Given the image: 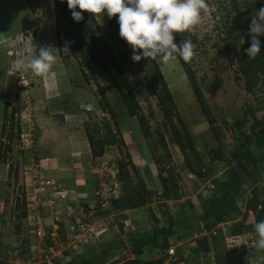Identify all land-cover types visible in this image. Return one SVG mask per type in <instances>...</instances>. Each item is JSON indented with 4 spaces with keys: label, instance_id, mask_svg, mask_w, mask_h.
I'll use <instances>...</instances> for the list:
<instances>
[{
    "label": "rangeland",
    "instance_id": "1",
    "mask_svg": "<svg viewBox=\"0 0 264 264\" xmlns=\"http://www.w3.org/2000/svg\"><path fill=\"white\" fill-rule=\"evenodd\" d=\"M238 1L240 7L243 8L245 0ZM206 2L209 5V10L202 11V20L198 25L194 26L191 31H185L184 40H191L195 45V55L191 60V67L215 118L214 127L220 130L216 136L202 115L177 60L171 61L167 65L155 61L176 106L172 120L168 121L157 106L153 88L144 79L145 72L150 67V58L133 62L131 47L120 38L119 34L110 30L107 23L101 20L100 14L94 15L99 28L96 33L97 37L100 38L102 35V41L109 45L115 58L118 59L119 52H124L130 62V68L126 69L125 73L128 76L127 82L137 96L140 111L145 116L149 128L150 136L144 137L134 118L122 116L123 109L117 102L118 92L110 75L92 65L91 68L95 71L92 76L88 69L79 63L81 59L77 58V51L67 42L62 25L57 23L53 12V0H37L33 9L25 1L23 4L25 7L23 17L25 18L22 30L15 35L3 36L0 39L8 41L6 49L10 48L12 51L16 50L15 41L12 42L13 39H21L19 51L33 49L25 53L30 58H34L35 54L38 55L41 47H50L52 48L50 51L56 59L46 75L36 76L28 71L25 73V80L20 81L13 63L17 57L10 56L7 51L4 53L7 58V69L6 73L0 74V81L4 83L3 100L9 104L8 114L13 112V121L9 122L13 124L14 129L12 131L13 139L8 144L9 149L5 147L7 141L3 143V148H0L1 264H41L38 260L40 250L37 249V244L31 240L38 223H41L43 228V222H45V232L48 231L50 234L52 233L51 222L58 223L59 229H57L56 236L53 239L51 237L45 239L46 245L53 243V240L62 241L65 239L63 225L68 218H63L65 216L61 215L58 217V221H55L49 207L41 210V203L35 197V189L38 188V185L35 186V184H38L40 176H45L46 173L43 171L39 175H35L33 172L37 161L46 157L55 160L54 153H51L52 149H55V144L51 141L59 136L56 141L65 138L63 146L68 147L72 134L80 136L83 141L87 142V132L93 133L94 129L98 128L99 134H105L104 124H109L116 143L106 146L100 158L93 159L92 157L91 163L107 161L128 164L129 162L126 168L132 176L140 175L141 173H138L136 168L142 167H139V162L135 165L131 161L128 147L130 146L134 151L137 148L142 156L143 151L140 143L147 148L150 160L146 165L151 166V173L148 171V175H143L142 179L147 188L156 192V195L140 209L136 216L134 215L136 218L128 215L139 231H147L157 224H165L162 212L165 209V200L160 199L157 194L160 191L158 172L160 169L165 171L173 167L178 169L183 165V151L177 146V140L185 144V152L193 151L200 157L202 169L204 172L210 173L208 177L211 180L214 179V176H219L228 164L233 163L232 158H229L226 163L211 161L210 150L220 148L225 157L229 156V153L237 147L234 139V136H239L237 124L242 122L243 118H246V121L250 118L244 113L245 106L248 104L256 106L257 103L245 91L244 81L240 78L237 63L229 49L230 39L225 34L224 26L231 22L228 27L232 29L234 24L230 18H222L226 14L224 6L228 4V1L206 0ZM220 5L222 9L218 10L217 7ZM91 26L94 27L93 24ZM1 29L0 25V31ZM177 34L179 38L183 36L182 33ZM192 37L195 38V41H192ZM3 48L4 46H0V51ZM115 77L117 78V76ZM133 77L137 79L140 89L132 82ZM258 93L259 99L264 101V84L260 85ZM103 103H107L109 106L108 111L102 108ZM255 116L264 121V110L257 112ZM25 119L33 124L31 148L30 144L26 143L23 148L17 139L23 128L20 123ZM9 122L6 123V126L9 125ZM250 123H246L241 130L249 132ZM2 128L3 134H7L8 128ZM136 130L141 141L134 145L130 142L128 146L127 141L131 135L134 136ZM129 131H131V135ZM77 142L80 143L79 140ZM144 151L146 152L145 149ZM166 152L169 153V157L166 156ZM190 158L195 160V155L190 154ZM54 168L55 166L52 167L53 171ZM185 172L180 171L179 173L180 184L190 185V182L183 180ZM165 175L166 173L163 172V176ZM52 177L65 187V176ZM134 182H136V178ZM71 187L70 185L69 188ZM190 187L193 190L191 200H194L199 192L198 186L193 182ZM255 187L264 188V175L255 184ZM90 196L89 199L93 200L94 195ZM81 205L89 213L87 203L81 202ZM92 206L94 207L93 211L99 213V206L96 203H92ZM178 206L179 203L175 205L174 210H177ZM153 209L159 218V223L151 217ZM245 224L246 226L253 225L254 216L248 215ZM126 242L127 235L122 231L114 230L96 246V254L101 256L94 258L91 264H121L126 260V254H129ZM188 244L190 243H186V246ZM192 250L194 249L190 247V253ZM217 252L219 253L220 250ZM259 253L258 256L264 259V250H260ZM27 257H30V262L26 259ZM193 257L190 255L188 259L192 258L191 262L194 263L197 261V257ZM186 263L188 264V261ZM164 264H169V259L166 258Z\"/></svg>",
    "mask_w": 264,
    "mask_h": 264
},
{
    "label": "trees",
    "instance_id": "2",
    "mask_svg": "<svg viewBox=\"0 0 264 264\" xmlns=\"http://www.w3.org/2000/svg\"><path fill=\"white\" fill-rule=\"evenodd\" d=\"M228 4L224 6L226 11L223 19L230 18L233 21V28L229 24H225V34L230 39L229 49L232 52L238 66L240 78L244 81V89L256 101V106L248 104L245 106V115L250 117L246 121L243 118L242 122L237 124L239 136H234L237 147L234 148L229 156H224L221 149L210 150V160L216 162L226 163L229 158H232L233 163L228 164L227 168L214 179H209V172H204L201 165L200 157L193 151L185 152V144L177 140V146L183 151V165L172 169L168 168L165 171L161 169L158 172L159 189L161 191L160 199L168 200L178 196L180 188V171L191 172L195 175L196 180H209L210 189L209 194H199L194 200H186L177 207L175 218L172 217L167 210H163L165 224H157V226L147 231H139V229L127 235V248L135 256L133 260H124L121 264H164L166 256L162 255L159 258L144 260L141 258L145 252L160 249L164 254L166 248L170 244L173 237L189 236L192 234L193 226L197 220H202L209 229L220 221L235 219L242 216V222L236 225L234 232L252 231L253 225L246 226L245 220L250 212L254 216V223L264 220V188L258 189L255 187L264 175V121L256 118V113L264 110V101L259 99V88L264 84V35H260L258 39L261 42L260 54L255 59H248L244 49L248 48L251 43V37L248 35L251 17L255 15L264 6L263 0H245L243 8L240 7L238 0H227ZM30 8L36 6L37 0H26ZM54 13L57 18V23L62 25V31L70 46L77 51V58L81 59V66H85L90 74L94 76L95 71L91 68L96 66L98 70L107 72L117 89V102L123 109L122 116L124 118H134L138 123L144 137L150 136L149 128L146 123L145 116L141 113L139 108V101L135 95L132 87L127 82L126 69L130 68V62L124 52H119L118 59L113 56V52L109 45L102 41V35L97 37L96 33L99 31L95 16L82 12L83 19L80 22H75L72 19L71 12L67 7V0H53ZM218 10L222 6L217 7ZM77 11H80L78 8ZM101 20L106 22L111 31L119 34V25L117 23L118 16H113L111 19L106 14H100ZM91 24L94 25L91 26ZM232 25V24H231ZM238 33L239 35H235ZM174 43L179 45L184 41L186 32L182 33L179 38L177 33H174ZM243 37L244 44L239 46L237 50V42ZM192 41L195 38L192 37ZM109 59V60H108ZM181 66L188 85L198 103L200 111L204 116L206 122L211 128V131L216 136L220 130L214 127L215 118L207 104L206 99L202 93L200 85L195 77L194 71L191 67V61L185 63L181 58H177ZM150 67L145 72L144 79L148 85L153 88L154 96L157 106L163 113L166 120L171 121L173 113L176 110L175 103L169 91L168 85L163 78L160 68L155 61L150 59ZM117 76V78L115 77ZM132 82L140 89L137 79L133 77ZM140 94V92H138ZM9 104L4 105L3 127L8 128L5 134L6 149H9L11 140L13 139V112L8 114ZM102 108L109 110L107 103H103ZM246 121V122H245ZM9 125L6 126V123ZM245 122V123H244ZM248 122L249 132L242 131L241 128ZM105 134H99V129L95 128L93 133L87 132V139L91 149L92 157H101L104 153V148L116 143L114 135L111 134L109 124H104ZM4 146V144H2ZM0 147L1 149L3 147ZM190 154L195 155V160L190 158ZM166 156H170L166 152ZM37 161V160H36ZM117 163V162H116ZM129 164V162H128ZM127 163H117L118 165V181L122 190V195L115 200H112V207L116 210H140L156 192H152L145 185L142 177L139 174L133 176L126 168ZM188 170V171H187ZM163 172L166 173L163 176ZM136 178V182H134ZM250 189V196L244 197L245 188ZM193 192V190H192ZM152 219L156 222L155 213L152 211ZM159 223V222H158ZM255 233V232H254ZM208 251V246L205 241H199L198 247L194 248L191 256L197 257V261L192 263L190 258L187 259L188 264H200L199 257L203 252ZM178 254V261H184ZM100 254L94 253L93 256H77L69 264H91L92 260ZM218 264H225L226 257L221 251L217 254ZM193 257V258H194ZM30 260V257L26 258ZM185 261L184 264H187ZM1 264V263H0ZM54 264H63L55 261ZM68 264V263H65ZM173 264V262L171 263Z\"/></svg>",
    "mask_w": 264,
    "mask_h": 264
},
{
    "label": "built area",
    "instance_id": "3",
    "mask_svg": "<svg viewBox=\"0 0 264 264\" xmlns=\"http://www.w3.org/2000/svg\"><path fill=\"white\" fill-rule=\"evenodd\" d=\"M12 42H14L16 50L12 51L8 48L7 52L10 56L17 57V54L20 52L21 39H13ZM15 71L20 81L25 80L26 74L24 72L17 71L16 69ZM20 126H23V128L18 135V142L22 144L23 148H25V143L30 144L31 148L33 143V124L25 119V121L20 123ZM35 164L33 172L35 175H39L42 169L38 163ZM88 169L92 175L95 186L93 200H90L87 204L89 213H87L80 204V200L68 203L67 191L60 188L53 180L40 176V181H37L39 183L36 184L38 188L35 189V197L38 198L39 201L43 198L42 202L44 204L52 205L55 201L50 198L46 199L45 196L46 193H49V197H53L57 201L64 203L63 206L68 217L73 218L66 227L65 240L63 242H55L53 245L49 246L45 244L47 233L44 228L41 227V223H38V227L31 240L37 244V249L40 250L38 257L39 263L54 264L55 261L63 264L68 263L79 255H91L94 253L96 246L114 230L116 232L122 231L125 235L134 233L138 230L135 223L128 216L126 210H116L112 207L111 201L118 199L122 195V190L118 181L117 163L101 161L95 164H89ZM183 180L190 182V185L180 184L178 196L171 200H165L164 202V210H167L174 218L176 215V210H174L175 205L177 203L180 205L186 200H191L193 192L190 186L193 182L196 183L199 190L195 198L199 194L207 195L210 193L209 181H197L195 175L191 172H185ZM245 190L244 197L250 196V189L246 187ZM92 203H96L99 206V213L93 211L94 207ZM241 218L242 216H239L235 219L220 221L209 229L202 220H197L193 226L192 234L189 236L171 238L170 244L166 248L164 254L157 248L153 251L145 252L142 254L141 258L148 260L165 255L166 258L169 259V264L172 262L173 264H184L183 261H178L179 257L177 252L180 253L184 261H187L189 252L185 250L186 243L193 244V248H196L198 247L199 241H205L208 246V251L200 254V264H218V250L225 255L227 264H264V259L258 256L260 250L254 248V242L258 239L256 234L252 231L234 232L236 225L243 221ZM157 219L159 220L158 217ZM126 259L133 260L135 256L129 252V254H126ZM28 262H30V260Z\"/></svg>",
    "mask_w": 264,
    "mask_h": 264
},
{
    "label": "clouds",
    "instance_id": "4",
    "mask_svg": "<svg viewBox=\"0 0 264 264\" xmlns=\"http://www.w3.org/2000/svg\"><path fill=\"white\" fill-rule=\"evenodd\" d=\"M67 7L75 22H80L83 19L82 12L85 11L92 15L106 14L109 19L113 16H118L119 36L131 47L132 61L139 62L141 59L150 58L152 61H159L165 65L169 64L171 61H176L177 58H181L185 63L192 60L195 55V45L191 40L187 39L177 45V43H174L173 34L191 31L194 26L201 22L202 11L207 12L209 10V5L206 0H67ZM77 8L80 11H77ZM235 35L239 34L236 33ZM248 35L251 37V43L248 48L244 49V52L248 59H255L260 54L261 47V42L258 37L264 35V6L258 11H255V15L251 17ZM244 42L243 37L238 40V51L239 46L243 45ZM8 43V41L0 39V46H5ZM50 49L52 48L41 47L39 49V54H35L34 58H30L25 54L33 49L21 50L13 62L15 69L24 73L31 71L36 76L46 75L51 70L56 59ZM138 52L139 54H137ZM48 162H51L48 158L36 162L40 165L42 169L41 172L46 169L45 164H48ZM43 177L53 180L60 188L67 191L68 203L80 200V204L81 202L88 204L90 201V199L86 198H75L67 188L62 187V185L52 177L50 178L46 175ZM35 186L37 185L35 184ZM157 194L160 197L161 191L157 192ZM45 196L46 199L50 198L55 201V203L52 205L44 204L42 202L43 198H41V210L49 207L52 210L53 219L58 221L60 215L59 209H62L66 217L73 220L72 217H68L63 202L49 197V193H46ZM41 210L40 214L42 215ZM250 213L249 215L253 216V214ZM69 223L70 222L67 223L66 227ZM44 224L45 222H43V228ZM253 228L258 237L254 242V248L257 250H264V220L254 223ZM46 233V239H48V237L52 239L55 237V235H51L48 231ZM64 240H53V243L49 245H53L55 242H63ZM96 251L94 253H96ZM94 253H92L91 256H93ZM89 255L87 254L85 256L89 257Z\"/></svg>",
    "mask_w": 264,
    "mask_h": 264
},
{
    "label": "crops",
    "instance_id": "5",
    "mask_svg": "<svg viewBox=\"0 0 264 264\" xmlns=\"http://www.w3.org/2000/svg\"><path fill=\"white\" fill-rule=\"evenodd\" d=\"M25 1L26 0H0V25L2 26V29L0 31V37L15 35L19 31L22 30V27L24 24V18H25L23 17L24 12H25L24 10L25 7H23L24 6L23 4H25ZM1 10L4 12L2 13ZM6 48H7V45L4 46L3 50L0 51V74L4 72L6 73V69H7V58H6V54H4L7 51ZM0 78H1V75H0ZM4 92H5L4 83L0 81V147L6 141L5 136H4L5 133L3 134V128H2L3 122H4V119H3L4 105L6 103L3 100ZM66 126H68V124ZM137 132L138 131L136 130V132L134 133V136L132 137L131 135L132 133L131 131H129V134L131 135V137L127 141V144L131 142L134 145V144H138L141 141L139 138L140 135ZM78 134L80 135V133ZM59 137L51 141L52 143L55 144V149L53 148L51 152L52 154L54 153L53 155L55 157V160L50 157H46V158H50L51 162L50 163L48 162V164H45L46 169L44 170V172L46 173V175H48V177L50 175L56 176V177L65 176L64 185L66 184L65 187L75 198L86 197V199H89V197H91L90 195H93L95 191L94 181H93L92 176L89 174V170H88L89 163H91L92 161L91 159L92 154H91L89 143L88 141L87 142L83 141V138L81 139L80 136H76L75 134H72L69 139L68 147H64L63 141H65L66 139L63 138V139H60L59 141H56L59 139ZM77 140H79L80 143H78ZM140 144H141L140 146L142 147L143 156L141 155L140 152L137 151V148L135 151L131 149L129 144H128L129 146L128 153L130 155L131 161L135 165L139 162V167H142V168H136V171L138 173H141L140 174L141 177H144L143 175L147 176L148 171L150 172L151 166L148 167V165H146L149 163V160H150L148 157L147 148L145 146L143 147L142 143ZM144 149L146 150V152L144 151ZM97 158H100V157H97ZM52 165L55 166L54 171L52 170V167H53ZM142 170H143V173H142ZM70 185L72 186L71 188H69ZM62 187L64 186L62 185ZM153 206L155 207V204ZM25 212H26V209H25ZM127 212H128V215L130 214V216H133V218H136L135 216L136 214L140 212V210L139 211L138 210H128ZM59 213H60L59 216L64 215L65 217L63 218H67L66 214L64 213L62 209H59ZM71 221H72L71 218L67 219V221L63 225L64 230L66 228L67 223ZM57 224L53 221L51 222L50 229L52 230L51 235L53 236L54 235L56 236V233L58 231L57 229H59L57 227ZM192 245L193 244L186 246L185 250L189 251L190 247L191 248L194 247ZM188 256L190 257V251H189Z\"/></svg>",
    "mask_w": 264,
    "mask_h": 264
}]
</instances>
